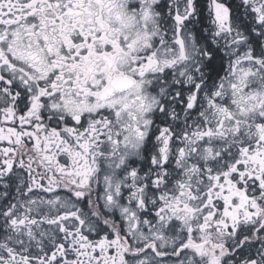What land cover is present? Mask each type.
<instances>
[{"label": "flooded vegetation", "instance_id": "flooded-vegetation-1", "mask_svg": "<svg viewBox=\"0 0 264 264\" xmlns=\"http://www.w3.org/2000/svg\"><path fill=\"white\" fill-rule=\"evenodd\" d=\"M251 4L0 0V264H100L89 248L103 227L83 232L73 188L112 169L123 186L100 206L123 231L156 234L141 243L154 264H264V113L237 119L209 64L222 7L237 24ZM138 106L143 122L118 120ZM36 216L46 240L17 248L18 220L23 232Z\"/></svg>", "mask_w": 264, "mask_h": 264}, {"label": "rangeland", "instance_id": "rangeland-1", "mask_svg": "<svg viewBox=\"0 0 264 264\" xmlns=\"http://www.w3.org/2000/svg\"><path fill=\"white\" fill-rule=\"evenodd\" d=\"M245 9L249 12L250 18H245L250 21V28L254 29L256 27L261 32V34H256L255 36L261 41L259 47L264 48V0H252V4L246 6ZM253 12H255V14ZM244 13L245 12H243V14ZM221 15L225 16L223 7ZM240 19L236 18L237 21ZM221 24L224 25L225 30L223 33L219 28L220 37H218L214 31L211 32V36L207 37L210 42L220 47V51L224 55L226 54L229 59L228 69L225 74L223 69V78L219 81V84L224 88L225 104L240 121L245 120L242 118H246L248 113L263 116L264 50H253V44L251 43L252 37L234 21L226 17ZM179 74L184 75V71H181ZM163 88L164 87L161 86V88L158 89L160 90L159 93H164L162 90ZM149 103L152 106V104H155V100L151 99ZM132 109L133 110H130L127 114L118 116V120L124 121L126 119L128 122H131L133 117H135L137 122H140V119L143 122L146 117V111L143 112L139 106ZM238 126L239 124L237 122L230 126V133H234L235 137L238 135ZM227 133H229V130H227ZM129 134L131 135V133ZM116 135H121V142L124 144L127 143L125 139L129 137L128 134L117 131ZM131 150L134 151L135 148ZM198 152L202 153V149H198L196 154ZM120 163L121 161H117L116 165L118 166ZM77 185V189L71 188H73L77 195L82 196L83 200H87L88 202L85 208L86 217L84 218L85 223L82 229L83 232L91 237L95 233L96 235L98 234L97 229L99 226L103 227L100 230L99 237L94 240V243L88 240L91 242L92 246L89 248L91 258H98L100 264H113V258L117 260V264H128V262L130 264H154L156 259L149 251H145L147 250L146 245L148 244L142 245L141 243L143 239L148 240L152 238L151 240H156V234L150 236L143 231L135 232L132 229L123 231L120 222L117 221L118 218L115 216L117 219L115 220L112 217L110 218V216L108 217L106 215L108 214L107 207L106 211H104L100 206V201L104 203L107 199L111 202V197L114 200L119 188L121 189L123 186L120 181H116L114 169L106 171L104 178L102 180L99 179L98 182L89 185L85 179L79 180V184ZM91 196H94V198H91ZM21 203L22 200H19L18 204ZM18 204L17 207H19ZM64 205L66 209H73L76 207V203L71 200L68 201L66 198ZM122 211L123 209L120 208L119 212ZM38 212L43 214L40 210ZM38 212L37 210L33 211L34 214ZM75 217L78 218V216ZM32 218L33 222H38V224L34 223L37 224V228L34 229V227L28 226L23 232L19 224L22 220H18L16 231L19 242L17 248L20 247L19 243L32 246L37 244V242L39 243L46 240V235L49 234V231L43 227V225L39 224L43 217L36 216ZM95 222H97V224H95ZM23 225H27V223L24 222ZM201 233L200 230H194L192 236H190V240H193L194 244L198 243L201 241L199 240L201 238ZM159 239L162 240L161 249L163 250V236ZM151 240H149V242H152ZM82 249L83 248H81V250ZM198 251L201 254L213 255L214 250L199 248ZM84 255L85 253L82 250L80 257L82 258ZM160 255L163 257L162 253Z\"/></svg>", "mask_w": 264, "mask_h": 264}, {"label": "trees", "instance_id": "trees-1", "mask_svg": "<svg viewBox=\"0 0 264 264\" xmlns=\"http://www.w3.org/2000/svg\"><path fill=\"white\" fill-rule=\"evenodd\" d=\"M238 25H240V27L249 35L251 32H252V28H250V22L246 19V18H242L239 20V23H237ZM211 23H209V27H210ZM253 35L251 36L252 37V40H251V43L253 44L252 45V48L253 50H264V48H261L259 47L261 45V41L258 40V37L255 36L256 34H261V32H257L256 34L252 33ZM209 42V46H210V50H220L219 47H217V45H214L212 42ZM218 56H215L214 55V58H213V62H210V66L213 68V67H218V69L222 70L224 69V74L226 73V70L228 69L227 66L228 65V57L226 56V54L224 55L222 52L218 51ZM215 67V68H216ZM224 67V68H223Z\"/></svg>", "mask_w": 264, "mask_h": 264}]
</instances>
